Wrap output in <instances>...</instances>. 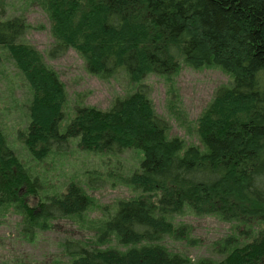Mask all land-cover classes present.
Returning <instances> with one entry per match:
<instances>
[{
    "label": "trees",
    "instance_id": "trees-1",
    "mask_svg": "<svg viewBox=\"0 0 264 264\" xmlns=\"http://www.w3.org/2000/svg\"><path fill=\"white\" fill-rule=\"evenodd\" d=\"M55 43L51 58L78 51L90 73L102 78L124 71L135 91L107 110L77 106L62 130L65 86L32 45L19 42L23 17L0 21V67L6 51L28 82L29 125L21 142L36 160L69 149L122 153L143 160L128 179L141 194L119 203L106 223L125 250L68 242L72 264H184L157 242L171 234V217L190 208L246 226L220 260L198 264H264V0H48ZM5 8L0 0V11ZM181 63L219 67L231 75L197 121L204 148L168 135L143 80L171 74ZM96 179L90 178V186ZM35 182L0 128V213L16 205L32 232L39 218L85 211L86 193L70 186L65 196L30 207ZM257 227V230H254ZM99 244V243H98Z\"/></svg>",
    "mask_w": 264,
    "mask_h": 264
},
{
    "label": "rangeland",
    "instance_id": "rangeland-1",
    "mask_svg": "<svg viewBox=\"0 0 264 264\" xmlns=\"http://www.w3.org/2000/svg\"><path fill=\"white\" fill-rule=\"evenodd\" d=\"M0 21L23 17L27 23L19 42L34 46L45 63L59 76L65 86V119L62 130L73 119L77 106L109 109L118 98L135 91L124 71L108 78L90 73L85 58L69 49L64 55L51 58L49 51L55 43L48 10V0H4ZM0 67V128L7 143L16 153L35 182V193L26 197L28 206L55 197L62 198L72 185L78 186L89 198L88 208L72 217L39 218L32 223L33 231L25 226V214L10 205L0 213V264H72L76 254L68 242L91 247L125 250L106 223L122 201L141 194L128 179L140 166L143 153L128 149L122 153L83 150L79 139L70 140L67 151L51 153L36 160L21 142L20 134L29 125L28 106L32 91L23 73L10 55L2 51ZM232 77L219 67L199 69L181 63L171 74H150L144 80L150 101L158 115L169 122L170 137L182 139L187 146L204 148L197 121L212 102L217 89L231 83ZM90 178L95 184L90 186ZM174 230L157 242L172 255H179L184 264H198L202 259L220 260L236 244L241 245L238 223L220 215L195 214L190 208L170 218ZM257 230V227H254ZM99 243V244H98Z\"/></svg>",
    "mask_w": 264,
    "mask_h": 264
}]
</instances>
